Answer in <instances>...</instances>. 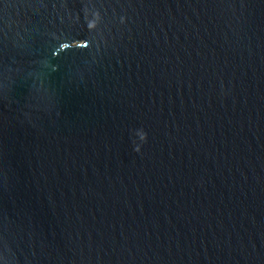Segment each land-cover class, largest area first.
Masks as SVG:
<instances>
[{
  "label": "water",
  "instance_id": "1",
  "mask_svg": "<svg viewBox=\"0 0 264 264\" xmlns=\"http://www.w3.org/2000/svg\"><path fill=\"white\" fill-rule=\"evenodd\" d=\"M0 264H264V0H0Z\"/></svg>",
  "mask_w": 264,
  "mask_h": 264
}]
</instances>
